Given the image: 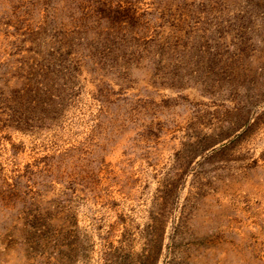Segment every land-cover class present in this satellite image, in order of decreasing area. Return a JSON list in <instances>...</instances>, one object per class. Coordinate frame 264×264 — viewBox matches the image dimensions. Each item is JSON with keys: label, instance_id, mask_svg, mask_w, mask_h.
I'll list each match as a JSON object with an SVG mask.
<instances>
[{"label": "rangeland", "instance_id": "1", "mask_svg": "<svg viewBox=\"0 0 264 264\" xmlns=\"http://www.w3.org/2000/svg\"><path fill=\"white\" fill-rule=\"evenodd\" d=\"M0 264H264V0H0Z\"/></svg>", "mask_w": 264, "mask_h": 264}]
</instances>
